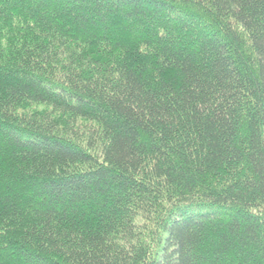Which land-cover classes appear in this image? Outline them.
<instances>
[{
  "label": "trees",
  "instance_id": "16d2710c",
  "mask_svg": "<svg viewBox=\"0 0 264 264\" xmlns=\"http://www.w3.org/2000/svg\"><path fill=\"white\" fill-rule=\"evenodd\" d=\"M0 264H264V0H0Z\"/></svg>",
  "mask_w": 264,
  "mask_h": 264
},
{
  "label": "rangeland",
  "instance_id": "374dc122",
  "mask_svg": "<svg viewBox=\"0 0 264 264\" xmlns=\"http://www.w3.org/2000/svg\"><path fill=\"white\" fill-rule=\"evenodd\" d=\"M114 24V23H113ZM171 31H173V30H171ZM173 33H175V31H173ZM175 42L178 40V38L175 36ZM183 40L185 41V38H183ZM179 41V40H178ZM44 106H31L30 108H29V111H32V112H37V113H41V112H44L45 110H47V109H45L44 110ZM46 113V112H45ZM54 118L56 119V114L54 115ZM7 255V254H6ZM8 256V255H7Z\"/></svg>",
  "mask_w": 264,
  "mask_h": 264
}]
</instances>
